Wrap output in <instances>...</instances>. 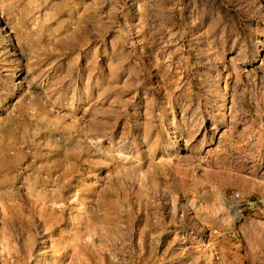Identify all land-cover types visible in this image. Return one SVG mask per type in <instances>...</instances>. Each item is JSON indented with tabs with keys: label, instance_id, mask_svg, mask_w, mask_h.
Wrapping results in <instances>:
<instances>
[{
	"label": "rangeland",
	"instance_id": "obj_1",
	"mask_svg": "<svg viewBox=\"0 0 264 264\" xmlns=\"http://www.w3.org/2000/svg\"><path fill=\"white\" fill-rule=\"evenodd\" d=\"M0 264H264V0H0Z\"/></svg>",
	"mask_w": 264,
	"mask_h": 264
}]
</instances>
